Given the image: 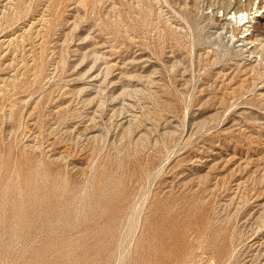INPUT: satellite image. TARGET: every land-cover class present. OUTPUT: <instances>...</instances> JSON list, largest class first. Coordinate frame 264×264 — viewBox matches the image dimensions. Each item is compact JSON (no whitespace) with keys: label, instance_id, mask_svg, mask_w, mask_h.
Returning <instances> with one entry per match:
<instances>
[{"label":"rangeland","instance_id":"obj_1","mask_svg":"<svg viewBox=\"0 0 264 264\" xmlns=\"http://www.w3.org/2000/svg\"><path fill=\"white\" fill-rule=\"evenodd\" d=\"M0 264H264V0H0Z\"/></svg>","mask_w":264,"mask_h":264},{"label":"bare ground","instance_id":"obj_2","mask_svg":"<svg viewBox=\"0 0 264 264\" xmlns=\"http://www.w3.org/2000/svg\"><path fill=\"white\" fill-rule=\"evenodd\" d=\"M236 16V12H234V16L233 15H231L230 16V18L231 17H235ZM235 19H237V22H238V25L240 26H243L244 25V23L245 22H248L249 20H248V12H243V11H241L238 15H237V17L235 18ZM228 24V23H227ZM247 29V28H246ZM243 29L241 30V32L243 33ZM245 33V32H244ZM233 35V34H232ZM242 38V37H241ZM240 38V39H241ZM245 39V36L242 38V40H244ZM251 52H253V51H251Z\"/></svg>","mask_w":264,"mask_h":264}]
</instances>
